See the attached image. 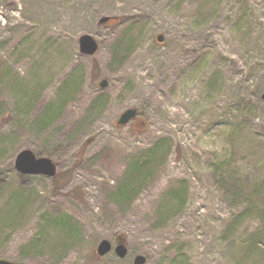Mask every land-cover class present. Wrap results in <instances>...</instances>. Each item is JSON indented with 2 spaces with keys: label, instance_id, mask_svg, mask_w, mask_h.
<instances>
[{
  "label": "rangeland",
  "instance_id": "1",
  "mask_svg": "<svg viewBox=\"0 0 264 264\" xmlns=\"http://www.w3.org/2000/svg\"><path fill=\"white\" fill-rule=\"evenodd\" d=\"M58 17L65 26L56 32ZM84 34L98 43L92 55L79 51ZM123 34L134 47L113 69ZM71 76L79 84L68 92ZM192 85L203 91L184 109ZM100 96L105 105L92 109ZM129 108L135 118L118 125ZM161 140L167 155L135 200L111 201L132 158L149 157ZM24 149L49 158L56 174H21L14 159ZM221 177L238 192L227 194ZM62 213L78 236L59 251ZM119 235L124 257L113 250ZM102 240L112 248L98 256ZM136 256L264 264V0H0V259L133 264Z\"/></svg>",
  "mask_w": 264,
  "mask_h": 264
},
{
  "label": "trees",
  "instance_id": "2",
  "mask_svg": "<svg viewBox=\"0 0 264 264\" xmlns=\"http://www.w3.org/2000/svg\"><path fill=\"white\" fill-rule=\"evenodd\" d=\"M134 47L132 38H129L128 35L123 34L120 36L114 43H113V51H112V60H110V63H112L111 66L114 68H117L121 65L124 58H126L132 51ZM79 81L76 80V78L71 76L68 79V92L74 91L76 87L78 86ZM71 91V92H72ZM101 101V104L105 105L107 99L100 96L98 99H96L92 105L91 108L94 109L97 106H93L95 102L98 104ZM62 103V102H61ZM103 105V106H104ZM102 106V107H103ZM52 110V109H51ZM95 110V109H94ZM48 110L47 112H49ZM44 113L42 117V122L46 118L49 117V113ZM82 126L85 124L84 119L81 120L80 123ZM169 146L167 143H165V140H161L159 143L154 145V147L150 148L151 154H149V157L145 155V157L142 154H139L137 156H134L132 159V163L129 164L127 170L123 173V175L120 177V179L117 180V182L113 185L112 188L108 191V197L111 201H114L115 203L119 205H130L133 200H135L136 195L141 190L142 184L145 182V180L152 175L153 171L156 169L157 165L161 161L160 158L165 157L167 155ZM218 183L220 185H223L228 191L227 194H232V191L235 193L239 190V184L238 182L232 180V178H223L221 177L218 179ZM57 218L63 220L65 230L63 233H58V240L62 243L64 248L60 249L59 251L65 250V247L68 246L73 240L77 238L76 232V224L75 222L71 221L66 215L59 214ZM72 222V223H71ZM34 243L29 242L27 245L23 247V249H33Z\"/></svg>",
  "mask_w": 264,
  "mask_h": 264
},
{
  "label": "water",
  "instance_id": "3",
  "mask_svg": "<svg viewBox=\"0 0 264 264\" xmlns=\"http://www.w3.org/2000/svg\"><path fill=\"white\" fill-rule=\"evenodd\" d=\"M109 21V17H102L99 19L100 24H105ZM158 42L163 41L161 35L156 36ZM98 48V43L88 34L81 35L79 37V51L84 55H92ZM99 87L104 89L107 86V81L102 79L99 82ZM136 116V109L129 108L122 113L117 120L118 125H124ZM14 166L21 174H42L47 177H52L56 174V166L54 163L46 157H36L34 153L29 149H24L16 154L14 159ZM112 246L108 240H102L97 246L95 253L98 256H102L111 250ZM114 252L119 257H124L127 253V249L124 245V237L119 235L116 239V246ZM146 257L136 256L133 260V264H143ZM0 264H26L24 262H12L4 259H0Z\"/></svg>",
  "mask_w": 264,
  "mask_h": 264
},
{
  "label": "bare ground",
  "instance_id": "4",
  "mask_svg": "<svg viewBox=\"0 0 264 264\" xmlns=\"http://www.w3.org/2000/svg\"><path fill=\"white\" fill-rule=\"evenodd\" d=\"M58 22V23H57ZM57 22L54 24L55 27H56V32L58 30H60V28H63L65 26V23L63 21H59V17H58V20ZM177 77L172 74L171 75V80L174 81ZM202 91H203V88H202V85H199V86H195V85H192L188 90H187V97H188V100L186 101V103L184 104L183 108L186 109L187 105L198 100L200 97H201V94H202ZM175 106L177 104H181L179 101H175L174 102ZM181 110L178 106H176V109L173 111V114L174 115H177V114H180ZM95 139V138H94ZM165 179V177H164Z\"/></svg>",
  "mask_w": 264,
  "mask_h": 264
}]
</instances>
